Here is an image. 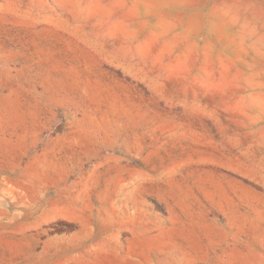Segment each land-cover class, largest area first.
Segmentation results:
<instances>
[{
  "label": "rangeland",
  "instance_id": "obj_1",
  "mask_svg": "<svg viewBox=\"0 0 264 264\" xmlns=\"http://www.w3.org/2000/svg\"><path fill=\"white\" fill-rule=\"evenodd\" d=\"M0 264H264V0H0Z\"/></svg>",
  "mask_w": 264,
  "mask_h": 264
}]
</instances>
